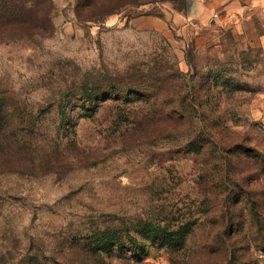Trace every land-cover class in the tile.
Here are the masks:
<instances>
[{
	"label": "rangeland",
	"instance_id": "obj_1",
	"mask_svg": "<svg viewBox=\"0 0 264 264\" xmlns=\"http://www.w3.org/2000/svg\"><path fill=\"white\" fill-rule=\"evenodd\" d=\"M38 1L0 0V134L13 144L0 161V264H264V193L233 206L220 181L223 139L264 157L260 15L233 29L228 0H204L201 17L192 0H90L129 4L81 21L82 0H52L44 35ZM13 7L24 11L12 19ZM136 67L161 69L168 100L194 106L182 134L165 121L146 132L157 97L128 94ZM251 167L230 181L264 192V162Z\"/></svg>",
	"mask_w": 264,
	"mask_h": 264
},
{
	"label": "trees",
	"instance_id": "obj_2",
	"mask_svg": "<svg viewBox=\"0 0 264 264\" xmlns=\"http://www.w3.org/2000/svg\"><path fill=\"white\" fill-rule=\"evenodd\" d=\"M130 2V1H129ZM38 4V5H37ZM92 1L90 0H82L76 9V15L79 20L81 21H87V20H92L93 18L97 17H102L104 15L111 14L118 10L121 6L124 4H129L128 2H124L120 6H114L112 8H109L104 11H100L103 9H100L97 5L92 6ZM37 5V29L38 33H42L44 35L47 29L51 28L52 21H51V11L53 9V2L52 0H44V1H38L36 3ZM122 8V7H121ZM16 9H18L19 12H23L19 7H13L10 8V18H15L18 15L15 14ZM28 15L24 12L23 18ZM134 71L130 74L129 82L130 88L128 89V94H133L137 93L138 95H143L144 93H148L147 96H156L157 98L155 99L156 101L154 102L155 106V113L154 116L149 117L148 114L145 115L146 119V132L154 134L158 128V124L160 121H165L166 123H170V131H180L181 134L183 133L182 130L186 127L188 121L191 122L190 124H193V121H190L189 117L191 116V111H193L194 106L191 103L185 102L183 99L180 101V99L173 98L169 99L168 97L170 96L171 90L167 86V76L161 71V69H157V72L153 73L152 71L148 73L146 70H142L141 68H134ZM184 73L183 71L179 72L178 75L175 76V78H180ZM152 79H155L158 83H155L153 85ZM117 89H119L117 87ZM138 91V92H137ZM181 92V90L178 89V93ZM109 93V92H108ZM176 93V94H178ZM145 95V94H144ZM150 96V97H151ZM109 94L105 95V98H109ZM117 96L116 98H118ZM150 111V110H149ZM151 112V111H150ZM3 121L0 119V128L2 127ZM208 127V126H207ZM188 128L194 129V126H190ZM189 137L192 136L191 133H189ZM10 135L6 134H0V161L7 160L9 156V151L12 149V141L10 140ZM196 140V138H195ZM199 140V139H197ZM15 142V140H14ZM13 142V143H14ZM191 145H197V142L191 138L190 140ZM202 145V144H200ZM15 151V149H13ZM226 152L227 157H225V162L224 166H226V169L224 172L221 173L220 176V181L224 182L225 180H229L230 186L233 188H237L239 190H236L234 192L233 188H230L229 192L227 193L226 196L222 197V201L230 200L231 204L235 206L237 203L241 202L243 198L245 197L246 201L248 203H252V205H256V203H261V197L263 196V189L261 188H255L253 186V179H246L244 180V176L242 178L235 177L232 181H230V172L232 171L233 168H235L238 165L248 163L249 166H252L251 169L249 170V174L251 175L252 173H257L259 170V162L262 163L264 162V157L259 153V151L256 149L254 146H247V145H242L240 142H234L232 143L231 141L222 140V146L220 149V152ZM244 156V158H242ZM238 158L245 159V161L242 163L241 161L238 162ZM251 164V165H250ZM244 169V170H243ZM249 168H242V171L248 170ZM242 171L240 172L242 174ZM251 173V174H250ZM254 175V174H253ZM252 175V176H253ZM252 178V177H251ZM241 179V180H240ZM236 180V183H235ZM232 183H235L232 184ZM260 191V192H258ZM256 194H258L259 197H256ZM255 195V196H254ZM230 209V207H227ZM234 208V207H233ZM230 224H233V227L229 229L228 234L232 236V233L234 232L233 228L234 226L236 227L239 225L238 220L234 215L231 218ZM264 222L261 223V227H263ZM146 230L149 232V234H152V228L146 227ZM118 231V230H116ZM106 243V242H105Z\"/></svg>",
	"mask_w": 264,
	"mask_h": 264
},
{
	"label": "crops",
	"instance_id": "obj_3",
	"mask_svg": "<svg viewBox=\"0 0 264 264\" xmlns=\"http://www.w3.org/2000/svg\"><path fill=\"white\" fill-rule=\"evenodd\" d=\"M224 5L226 6L222 9L226 11V18L222 22L231 25L233 29L246 25L249 20L254 19V15H260L264 25V0H228ZM209 9L210 6L204 0H193L194 17L203 16ZM237 11H241L240 17Z\"/></svg>",
	"mask_w": 264,
	"mask_h": 264
},
{
	"label": "water",
	"instance_id": "obj_4",
	"mask_svg": "<svg viewBox=\"0 0 264 264\" xmlns=\"http://www.w3.org/2000/svg\"><path fill=\"white\" fill-rule=\"evenodd\" d=\"M192 13H193V0H192Z\"/></svg>",
	"mask_w": 264,
	"mask_h": 264
}]
</instances>
